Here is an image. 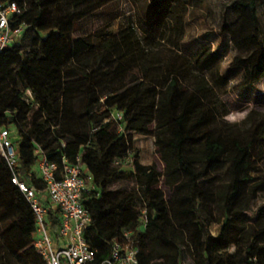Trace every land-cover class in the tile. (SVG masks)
Wrapping results in <instances>:
<instances>
[{"label": "trees", "instance_id": "trees-1", "mask_svg": "<svg viewBox=\"0 0 264 264\" xmlns=\"http://www.w3.org/2000/svg\"><path fill=\"white\" fill-rule=\"evenodd\" d=\"M12 1L21 8L15 24L26 28L0 52V123L16 129L22 180L45 186L36 171L38 146L51 161L80 162L93 174L98 190L84 197L92 216L85 237L96 250L91 264L109 257L112 240L124 230L139 243L140 264H183L180 244L167 234L175 219L190 231L192 264H264V202L256 210L257 226L246 232L240 225L264 193V179L252 174L262 158L264 114L253 117L252 110L244 131L221 119L227 111L219 110L215 86L204 75L209 70L218 79L212 70L219 55L211 47L192 56L183 51L187 2L147 0L135 19L115 30L122 15L115 10L106 17V11L117 0ZM259 5L264 0L225 5L227 14L242 19L232 41L246 54L233 66L244 69L246 86L264 78ZM100 15L103 22L90 27ZM28 89L33 99H27ZM152 124L164 172L144 165L134 147V136ZM223 159L229 180L218 194L210 175ZM128 160L130 170L123 168ZM13 175L0 154V264H45L34 246L35 214ZM161 176L174 191L170 200L156 187ZM130 179L139 187H122ZM217 194L224 199V219L213 235L204 209ZM50 217L57 229L56 212L50 210Z\"/></svg>", "mask_w": 264, "mask_h": 264}, {"label": "built area", "instance_id": "built-area-1", "mask_svg": "<svg viewBox=\"0 0 264 264\" xmlns=\"http://www.w3.org/2000/svg\"><path fill=\"white\" fill-rule=\"evenodd\" d=\"M21 8L16 1L0 0V52L5 47L20 40L26 24H15ZM27 99H33L30 89ZM117 120L123 115L114 112ZM11 127L0 123V154L13 172L12 181L24 193L36 217L34 246L45 264H91L96 250L85 237V231L92 222V216L84 203L87 194L98 190L92 173L80 162L70 163L64 158L60 165L51 161L43 149H36V171L44 182L37 188L20 178L17 169L20 153ZM131 165V161H126ZM50 210L58 217L57 229H53ZM141 226H147V218L141 216ZM132 230H124L121 238L112 240L109 257L102 264H140L139 243L132 237ZM37 236V237H36Z\"/></svg>", "mask_w": 264, "mask_h": 264}, {"label": "rangeland", "instance_id": "rangeland-1", "mask_svg": "<svg viewBox=\"0 0 264 264\" xmlns=\"http://www.w3.org/2000/svg\"><path fill=\"white\" fill-rule=\"evenodd\" d=\"M188 4V12L185 16V37L183 41V51L189 55H193L197 51L205 50L209 47L212 49L213 42L218 43V48L214 51L219 55L220 58L224 53L229 49L230 44L235 46L239 50V55L244 57L246 54L245 48L241 46H236L232 41V32L235 30V27L242 22V19L238 14L226 13L225 5L228 0H185ZM147 0H117L112 6L113 9L106 11V17L111 16L115 10L121 13V17L114 22L113 29L117 30L120 23L126 22L128 19H135L138 14V9L145 6ZM259 17L261 21V30L262 36L264 38V5H259ZM103 17L95 16L89 22V26L95 28L103 22ZM226 29V34H223V30ZM219 62V61H218ZM213 72L218 75V79H212L211 71L205 70L204 75L206 78H209L210 82L215 86L216 89V98L218 101L219 110L222 112L229 111L231 109H240L242 108L247 101L250 99L254 100L255 107L250 110L255 111L253 117H261L264 114V92L258 90V86L264 84V78L259 82H256L252 85H243L242 79L244 74V69L239 66H233L221 74L218 64L213 68ZM240 76L241 82L233 87L228 86V81L230 78ZM220 77V78H219ZM234 130L244 131L246 130L250 122L248 117L243 123L239 125H229ZM11 131L13 136L16 137V129L11 126ZM134 147L140 150L141 162L146 166H155L158 171L164 172L165 163L161 158L159 153L158 145L156 144V135H155V124L150 126V130L147 132L139 133L134 136ZM260 157H262L254 166L252 174L257 179H264V145L260 152ZM198 154L196 157H199ZM195 165L197 168H201L202 164L198 160ZM126 170H130V165L123 167ZM37 169V166H36ZM216 177V190L223 191L225 183L229 180L228 173V164L226 160L220 162L219 168L213 171V174L210 177ZM120 185V184H119ZM139 187L137 181L130 179L125 181L122 187ZM156 187L163 189L165 197L170 200L174 197V191L169 187L164 176L160 177V180ZM217 194L216 201L211 202L204 209L205 214L207 215L210 222V232H215V235H218L222 228V223L224 219L223 214V205L224 199ZM264 202V193L253 203L250 204L249 208L246 211V214L240 222L241 227L244 226L246 232L253 229L252 226H257V208ZM142 203L139 205L138 209L140 210ZM242 209H245V203L242 204ZM175 225L167 229V234L169 238L177 240L182 249L183 264H192L193 260V251L191 249L190 241V231L188 229L182 228L178 221L175 219ZM234 224V223H233ZM232 228V227H231ZM235 232L232 228L230 233ZM244 232V234L246 233ZM150 231L147 232L146 238H148ZM243 234V235H244ZM37 237V236H36ZM157 249H164L163 245L159 242L154 244ZM166 249V248H165ZM173 250V249H172ZM233 250V247H231ZM175 251V250H174ZM161 261V260H160Z\"/></svg>", "mask_w": 264, "mask_h": 264}, {"label": "clouds", "instance_id": "clouds-1", "mask_svg": "<svg viewBox=\"0 0 264 264\" xmlns=\"http://www.w3.org/2000/svg\"><path fill=\"white\" fill-rule=\"evenodd\" d=\"M187 39V36L185 37ZM218 43L213 42L212 49L215 51L218 48ZM239 55V50L235 48V46H229V49L224 53V55L220 58L218 62L219 69L221 74L226 72L234 62L235 57ZM241 82V78L239 75L236 77L230 78L228 81V86L231 88L233 86L238 85ZM258 90L260 92H264V84L258 86ZM254 100L250 99L245 103V105L240 109H231L226 114H224L221 119L229 124V125H239L243 123L247 119L250 114V110L255 107ZM213 235L216 233L213 232Z\"/></svg>", "mask_w": 264, "mask_h": 264}]
</instances>
